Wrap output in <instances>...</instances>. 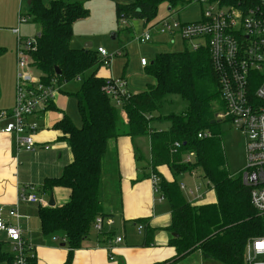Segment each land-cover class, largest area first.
Returning <instances> with one entry per match:
<instances>
[{
  "label": "trees",
  "instance_id": "1",
  "mask_svg": "<svg viewBox=\"0 0 264 264\" xmlns=\"http://www.w3.org/2000/svg\"><path fill=\"white\" fill-rule=\"evenodd\" d=\"M24 16L41 26L32 43L29 64L40 74V81L55 80L62 87L81 80L80 87L68 93L77 100L81 126L64 115L54 128L61 133L73 159L61 176L46 179L36 192L51 195L55 188L70 190L67 203L58 207H40L38 216L45 236H62L71 264L73 254L81 249L94 229L98 216L107 218L100 200V189L109 142L121 136L149 137L150 170L160 178V193L171 207L169 230L177 236L170 244L176 250L175 260L199 250L204 258L221 264H245L249 241L264 238V213L251 202L250 188L241 176L232 175L226 164L219 115L225 112L218 76L212 66L208 46L197 51L160 53L145 68L154 81L146 90L132 93L119 108L103 91L107 78L98 76L104 65L98 51L72 47L73 26L89 17L90 10L82 2L72 0H30ZM235 1V0H228ZM167 3L180 12L190 5L188 0H134L131 4L117 3V23L133 20L149 24L156 21L159 7ZM132 34L131 28H123ZM124 46H122V49ZM6 50L0 48V54ZM60 71V75L56 73ZM178 96L187 102L180 113L161 115L167 98ZM220 105V107H219ZM53 104L48 110L53 109ZM168 123L169 128L157 129L154 123ZM204 133L203 138L198 135ZM175 143L180 146L173 153ZM193 153L192 163H185ZM166 166L173 175L168 181L159 167ZM202 173L203 179L216 195V203L191 204L180 189L177 177ZM148 229L145 219L136 222ZM110 241V233H102ZM0 242V261L12 262V257ZM28 264H37L29 258Z\"/></svg>",
  "mask_w": 264,
  "mask_h": 264
},
{
  "label": "built area",
  "instance_id": "2",
  "mask_svg": "<svg viewBox=\"0 0 264 264\" xmlns=\"http://www.w3.org/2000/svg\"><path fill=\"white\" fill-rule=\"evenodd\" d=\"M190 4L199 3L201 18L195 22H182L176 16L179 12L170 8V14L146 25L143 33L135 39L141 44L152 43L154 35L178 36L188 44L187 48L197 51L208 46L212 66L218 76L221 97L225 112L219 115L222 121L229 122L240 131L245 141V166L240 174L242 182L250 188L251 202L259 213H264V0H188ZM20 24L27 22L20 14ZM128 26L121 22V28ZM18 32V30H15ZM18 64L16 80V101L11 111L0 112V122H6L2 132L15 137V149L20 152L36 150L35 137L41 130L40 114L48 111L62 87L55 80L51 84L40 81L31 71L29 54L34 39L22 43L18 37ZM98 53L109 66L112 57L99 48ZM141 65L146 67L148 60L141 58ZM105 94L117 107L131 97L128 82L121 78H107L103 87ZM209 136L204 133L199 138ZM179 144L172 150L176 153ZM49 149V146H45ZM194 154L187 155L184 162L192 163ZM194 174V173H192ZM152 190L161 202L160 178L150 172ZM208 187L209 185L206 184ZM201 184L188 187L180 184V189L191 204H199L205 199L206 192ZM22 204L48 207V202L36 192L34 186L21 189L11 208L0 207V234H5L4 244L9 245L10 264H28L29 258H35L33 245L25 239L19 222L27 218L20 214ZM9 219L14 220L12 223ZM112 218L98 216L94 230L98 234L105 232V227H113ZM145 226L139 224L141 233ZM55 240L58 237H53ZM67 239L62 237V242ZM122 236L114 244L123 243ZM112 246H108L111 251ZM113 260V258H111ZM245 264H264V238L249 241L245 250Z\"/></svg>",
  "mask_w": 264,
  "mask_h": 264
},
{
  "label": "crops",
  "instance_id": "3",
  "mask_svg": "<svg viewBox=\"0 0 264 264\" xmlns=\"http://www.w3.org/2000/svg\"><path fill=\"white\" fill-rule=\"evenodd\" d=\"M112 1L123 4L132 0ZM82 3L87 7L85 2ZM87 8L89 9V7ZM170 8L168 9L169 12ZM184 10H181L176 16L182 22H195L201 18L200 14L195 21H185L182 18ZM156 21L159 20L156 19ZM140 22L142 31L137 36H140L146 28V24ZM128 28H131L130 24ZM131 30L133 33V28ZM113 36L116 39V35ZM179 40L182 41L184 46L182 51H166L179 53L185 51L188 44L178 36L155 34L152 43L166 44L170 48H174ZM72 47H74L73 44ZM74 48L82 49L80 45ZM85 48L87 49V47ZM99 48L101 47H98L97 50ZM140 61L139 65L145 71L150 62L148 61L147 66L144 67ZM109 70L110 72L107 70L101 72L99 68L98 76L101 78H124L116 77L111 68ZM125 80L132 92L130 81ZM153 83L152 80L148 85ZM68 85L70 83L62 86L56 95L53 109L37 117L39 118L41 130L35 137L36 150L34 152H20L17 154L15 137L3 133L2 130L6 122H0V207L11 208L14 206L22 188L34 186L37 190L43 186L46 179L61 176L65 166L72 162L73 156L68 144L59 139L61 133L54 128L64 115H67L78 127L82 123L77 100L68 94L77 91L78 88L69 89ZM14 105L9 110L3 111H11ZM152 126L157 129H167V125L165 126L164 123L156 122ZM45 146H49V149H45ZM146 153H148L147 156ZM109 161L108 170H105L106 163ZM149 164V137L131 138L124 135L109 142L104 160L100 200L107 218L114 220L113 227L105 228V232L110 233L112 239L106 241L107 236H100L95 232L94 237L90 236L83 243L81 249L74 252L71 264H221L204 258L199 250L192 251L181 259L175 260L176 250L170 244L172 238H174L173 233L169 230L171 207L166 200L160 202L158 196L153 193L149 180L151 172ZM158 171L168 181H173V175L166 166L159 167ZM206 191L205 199L199 204L216 203L214 191L210 187H207ZM211 193L213 196H211ZM53 194L58 207L69 201L70 190L67 188H55ZM41 196L49 202L50 195ZM39 208V206L33 204H22L20 206V214L27 217L22 218L19 222L20 226L28 231L24 233V237L30 240L33 245L37 264H64L68 256V248L62 242V236H58V239L55 240L52 236L43 235L38 216ZM140 219L146 220L148 229L152 231L150 235L147 234L146 227L141 233L138 232L137 226L139 224L136 222ZM9 220L14 223V220ZM120 236L124 238L123 243L114 244L115 239ZM5 240V234H0V242ZM110 245L113 248L111 251L108 250ZM4 250L9 253V245L5 244ZM0 264H10V262L4 260L0 261Z\"/></svg>",
  "mask_w": 264,
  "mask_h": 264
},
{
  "label": "rangeland",
  "instance_id": "4",
  "mask_svg": "<svg viewBox=\"0 0 264 264\" xmlns=\"http://www.w3.org/2000/svg\"><path fill=\"white\" fill-rule=\"evenodd\" d=\"M48 3V0H44ZM73 1V0H72ZM85 2L90 9L89 17L86 20L77 21L74 25V35L72 44L74 47L80 45L85 48L86 44L91 43L92 50L97 51L101 47L111 56L112 62L109 66L102 65L101 72L105 70L112 73L116 77H124L130 81L132 93L146 90L152 79L141 69L139 65L140 58L144 57L152 62L156 55L166 51H182L183 43L179 40L176 46L169 47L166 44H141L135 40V36L142 31L141 22L138 20L130 21L133 33L128 34L117 23L115 15V4L112 0H76ZM29 0H0V48L6 51L0 54V111L9 110L16 101V80H17V58H18V37L21 38L23 44L30 39H34L41 31V26L29 20L20 24V14H26L28 10ZM126 2L123 4H129ZM120 3V2H119ZM169 5L162 4L158 10L157 20L167 17ZM201 5L192 3L183 11L182 18L185 21H195L201 14ZM204 7H202L203 9ZM128 24V26H129ZM18 30V32H15ZM116 35V39H113ZM159 41V40H158ZM158 43V42H157ZM121 46H124L122 49ZM188 46V45H187ZM38 77L39 72L35 69L31 70ZM81 80L70 83L69 89L79 88ZM187 107V102L178 96L167 98L166 104L161 110V115L170 113H182ZM220 107V105H219ZM166 128L169 124L164 123ZM220 131L223 135V150L226 157V164L229 172L239 177L245 166V141L243 135L235 129L229 122L223 121L220 125ZM147 143V141L145 140ZM148 153H146V156ZM110 161L106 163L105 170H108ZM177 181L188 187H194L201 184L202 191L205 192L208 187L207 181L203 179L202 173L196 171L194 174H182L178 176ZM211 196L213 194L211 193ZM106 228V227H105ZM91 236H95L93 229Z\"/></svg>",
  "mask_w": 264,
  "mask_h": 264
},
{
  "label": "water",
  "instance_id": "5",
  "mask_svg": "<svg viewBox=\"0 0 264 264\" xmlns=\"http://www.w3.org/2000/svg\"><path fill=\"white\" fill-rule=\"evenodd\" d=\"M31 1L29 0L28 4H30ZM113 39H115V36H113ZM92 44L89 43L87 44L85 47L89 48ZM56 73L58 75H60V71L59 70H56ZM56 206V203H55V199H54V194L52 193L49 197V202H48V207H55ZM177 235L176 234H173V237H176Z\"/></svg>",
  "mask_w": 264,
  "mask_h": 264
}]
</instances>
